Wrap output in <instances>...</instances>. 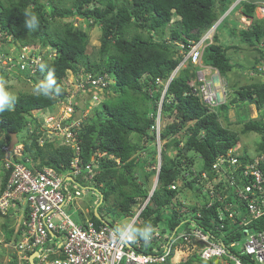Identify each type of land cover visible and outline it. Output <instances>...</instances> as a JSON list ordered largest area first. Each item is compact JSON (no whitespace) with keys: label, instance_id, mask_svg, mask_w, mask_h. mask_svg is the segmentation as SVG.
I'll list each match as a JSON object with an SVG mask.
<instances>
[{"label":"trees","instance_id":"16d2710c","mask_svg":"<svg viewBox=\"0 0 264 264\" xmlns=\"http://www.w3.org/2000/svg\"><path fill=\"white\" fill-rule=\"evenodd\" d=\"M64 1L66 0H0V48L5 49L4 44L10 36L22 46L36 42L51 46L56 55H52L49 61L46 55L44 63L53 70L56 86L61 89L60 95L55 99L32 92L15 95L17 99L13 109L0 113V160L2 149L9 145L12 133H17L19 139L22 134H30L28 139L24 136L23 161L31 157L36 166L47 165L58 171L69 170L75 156L74 148L70 145L59 146L53 141L39 145L36 140L38 137H31L34 132L27 127L26 116L33 109L52 106L65 98L64 82L68 70L89 73L94 80L103 78L105 84L108 82L105 91L114 92L115 95L93 109L92 116H86L82 112L79 115L83 118L81 122L73 118L78 123L73 129L78 138L81 160L88 163L92 157L105 154L98 161L102 172L96 175L103 185L100 189L101 198L106 201L113 195L115 207L121 208L118 213L124 215L134 210L138 199L144 200L149 196L152 182L150 178L157 174V169L148 172L146 166L156 164L157 156H161L158 187L141 213L144 223L138 225V228L159 225L163 230H178L183 225L180 224L182 220L176 210L178 194L183 193L188 198L186 193L192 192V200L201 197L202 186L195 179L186 180L185 177V172L194 165L193 155H200V166L207 170L219 154H225L238 143V133L223 125L221 117L229 119L231 108L235 104L240 106L241 102L254 104L258 110L264 109V81L242 86L234 92L231 100L225 99L217 105H210L202 96L193 92L192 81H197L200 68L192 62L181 67L170 82L166 99L161 106L164 121L168 117L176 118L173 117L171 122L167 120L161 132L159 154L157 132L153 125L159 113L158 99L164 84L157 83V79L168 80L184 56L170 48L165 36L169 33L171 39L186 44L199 41L236 0H123V4L120 0ZM257 2L258 0L239 1L243 14L253 19L250 26L242 29L240 34L250 47L255 50L260 48L262 51L260 46L264 41V17L256 16ZM48 5L51 7L48 8ZM26 9L32 10L39 17L40 25L36 31L30 32L25 26ZM78 16L92 18L93 23L84 27L82 23L77 25L75 20L66 19ZM175 16L177 20L174 23ZM96 24L102 27L97 58L87 53L90 30ZM213 40V43L209 42L205 47V64L219 71L223 77L235 67H241L228 53L229 47L238 45L225 47L215 34ZM262 58L264 55L257 57V65ZM1 69L0 80L4 81L7 71ZM260 71L264 74V70ZM37 74L44 79L45 74L40 71ZM169 96L171 99L167 102ZM149 99L154 100L149 107L139 105L141 100ZM261 112L263 114L260 116L244 122L243 133L254 131L264 135V110ZM182 131L185 133V141L177 136ZM133 135L137 137L133 138ZM145 140L152 141V145L144 147L142 143ZM143 148L148 151L143 158H138L137 153ZM259 149V152L264 151V137ZM190 152L194 154L189 155ZM242 159L249 161L252 158L246 155ZM12 169L13 166L5 168L1 191L5 189ZM179 179L188 183L173 188V185L181 182ZM115 207H112L114 212ZM96 208L91 212L93 221L98 225H114L101 215L100 208ZM216 208L217 204L212 208L189 206V210L193 212L192 218L196 219L195 223L205 231L209 230V220L216 214ZM197 212L201 213L200 217ZM26 218H29L28 212ZM253 227L264 228V216L256 220ZM245 258L243 256V260L249 262ZM8 264L17 263L11 261Z\"/></svg>","mask_w":264,"mask_h":264},{"label":"built area","instance_id":"2783aa9c","mask_svg":"<svg viewBox=\"0 0 264 264\" xmlns=\"http://www.w3.org/2000/svg\"><path fill=\"white\" fill-rule=\"evenodd\" d=\"M198 54L199 51L196 50L195 55L198 56ZM0 63H3L1 59ZM37 69L36 67L35 70ZM209 72H211L210 68L198 71L197 81L200 83L194 85V90L206 103L217 105L221 102L218 96L219 89L207 91L208 84L210 88H215L213 82H208L205 78ZM201 74H204V77H200ZM159 106L153 129L158 133L157 147L160 154V135L165 121L161 116L162 102H159ZM58 127L61 128L60 125ZM63 130L66 142L75 146L78 155L80 148L77 145L76 132L71 126ZM15 153L17 156H22L21 151L15 150ZM5 158L11 165H16V168L12 171L11 183L4 196L8 198L26 196L31 208L28 218L31 221L30 226H25L24 235L15 245L19 253L20 250L27 249L23 257L25 260L29 259L30 253L33 254L39 250L38 264H158L164 263L167 256L174 249H178L177 245H184L180 248L195 251L194 253L202 259L227 256L233 264H244L240 255L252 254L261 264H264V229L255 230L252 234L248 232L252 222L264 216V151L256 153L249 161L240 159L232 150L226 154H220L213 164V177L207 183V187L197 182L194 176L196 169L185 172L186 180L195 179V182L202 186L201 197L196 203L206 208H212L217 204L216 214L209 220L207 227L209 230H203L191 216H186L185 222L190 220L196 225L190 224L183 230H192V234L179 235L156 231L153 232V238L147 245L140 239L121 243L117 228L107 223L98 225L91 219L80 224L76 223L60 206V201L64 200L63 193L69 191L63 186L64 178L68 174H60L52 167L37 168L30 157H27L25 161L31 163L32 168L24 162L16 160L14 162L13 153L8 149ZM82 164L79 158L74 159L72 171L69 174L79 176L85 172L87 179L94 178V166L91 167L88 164L84 167ZM154 167L161 168L160 164ZM205 175L208 177L207 174ZM178 186L176 184L172 187L178 188ZM157 187L158 179L156 178L149 196L143 202L151 201L153 191ZM5 206L6 202L1 201L0 208L4 209ZM137 207H139L138 212L124 229L133 231L134 225L145 208L141 203ZM197 216L200 217L201 213L198 212ZM32 226L39 227L40 230L34 231ZM189 227L192 228L189 229ZM47 229L60 234L61 247L44 246L45 240L40 237V234L48 232ZM245 231L246 234H244ZM239 232L243 235L236 241H231L230 236L238 235ZM237 246H241L237 249L239 254H232L231 247ZM53 255L58 257L51 258ZM181 261L184 260L180 259L175 264H181Z\"/></svg>","mask_w":264,"mask_h":264},{"label":"rangeland","instance_id":"374dc122","mask_svg":"<svg viewBox=\"0 0 264 264\" xmlns=\"http://www.w3.org/2000/svg\"><path fill=\"white\" fill-rule=\"evenodd\" d=\"M239 1L240 0H236L235 2H233L229 7V9L226 11V13L216 21L215 24L218 25L216 31H214L215 30V24H214L211 28H209V30L206 33L202 35L199 41L186 44L184 42L171 39L169 33H167V35L165 36L166 43H168V45L174 52L178 51L182 53L184 56L181 62H179L177 67L170 74L168 80L162 81V79L160 78L157 79V83L164 84L162 89V94L158 99L159 102L165 101L166 92L173 77L180 71L181 67H185L186 65H188L189 62H192L193 64L201 68L200 70L206 68L211 69V72L206 74L205 78L208 82H213L215 88L213 87L210 88V85L208 84L207 91L208 90L210 91L211 89L217 90L216 88L220 89V86H217L214 80V77L218 75L217 72L210 65L205 64L203 60L205 47L208 45L209 42L213 43L214 34L217 36L219 42L222 43L225 47H228L230 45H238L237 47L235 46L229 47L228 53L230 54L232 60L236 63H239L241 67H235L231 72L227 73L226 76L224 77L220 75L221 88L224 92L227 88L228 81L230 82V84L232 83V88L234 87V90H239L241 85L246 86L258 81H264V74L261 73L260 71V69L262 70L264 68V62H263L264 58L260 59L261 62H263V64H261V62H258L257 65L256 62L257 57L264 55V50H263L264 41L261 43L260 46L263 48L262 51L259 50L260 48L255 50L254 48L250 47L247 43L244 42L240 34V31L242 29L248 28L252 23L253 19L243 14L242 7H240V5L238 4ZM248 1L251 2L252 0H248ZM64 2H71V1L66 0ZM123 2H124L123 0H120V3L123 4ZM257 4L258 5L255 10L256 16L262 18L264 17V0H258ZM50 7L51 6L48 5V8ZM226 15L227 18L225 17ZM66 19H68L69 21L75 20L77 25L82 23L84 27L93 23L92 18L85 19L80 16H78L77 18L69 17ZM176 20L177 17L175 16L173 22L175 23ZM144 33L146 35L148 34L147 32ZM101 36H102V27L100 24H96L90 30V43L87 51L89 55L95 56L96 58L98 57V50L101 45ZM1 42H2V37L0 38V44H2ZM4 47L7 50V52H4L5 49L3 47L0 48V50H3V52L0 53V59L1 62L4 63V64L0 63V70H2L1 68H4L7 71L4 81L7 82L6 87L8 88V90L14 95L19 94L20 92L36 93L35 86L38 84V82L43 80V78L38 76L37 74L39 71V65L45 62L46 55L48 56L47 59L49 61L51 60V56L56 55V53H53L51 46L49 45L43 46L41 42L28 44L26 46L18 45V43L15 40H13L11 36L8 38V42L4 44ZM196 50L199 51L198 56L195 55ZM10 59L12 61H10ZM37 59H40V61H37ZM36 67L38 68L37 70H35ZM251 73H255V74L253 75ZM36 76H38L37 79ZM199 76L204 77V74H201ZM104 81L105 80H103V78L101 80H94L93 76L89 73L84 74L81 71L75 73L73 70H68L67 79L64 82V88L66 89L65 98L60 99V101H58L56 104L52 106L33 109L31 111V114L26 116L25 121L27 122V125L29 127L33 128V132H34V134H32L31 137L34 138L37 136L38 138L36 140L38 141L39 145H42L46 141H50V142L53 141L55 142L56 145L59 146L71 145V143L66 142V135L63 128L71 126L73 129L75 124L77 127L78 123H76V121L78 120L79 122H81L83 119L79 116L80 113L83 112V114L86 116L89 115L92 116L91 112L93 109L95 110V108L99 107L100 105L105 103L106 100L111 99V97L115 95L114 92L105 91V86H107L108 82L105 84ZM192 83L194 85V81H192ZM99 84H101L100 87L98 86ZM194 89L193 92L196 94ZM154 90H157V88H155ZM197 95L199 94L197 93ZM231 97L233 98L234 95H232ZM170 99L171 96H169V98H167L166 101L168 102V100ZM153 101H154L153 99L141 100L139 105L141 107L146 108V106L149 107V105H151ZM75 107L78 109L75 110ZM232 108L233 110L230 115L231 118L226 119L224 116H222L221 122L223 125L230 127L232 131L238 133L239 141L234 146V148L229 149L227 152L234 149V152L240 157H244L246 155L248 156L255 155L257 152L260 151L259 149L260 143L263 140L264 135L254 131L243 133L242 127L245 121H248L251 118H256L260 116V114H263L261 110L264 109L258 110L255 108L254 105H251L249 102L247 103L241 102L240 106H237L235 104ZM173 117L174 116L166 118V122L167 120L168 122H171L173 120ZM73 118H76L75 119L76 121H74ZM58 125H60L61 128H59ZM183 132L184 131L179 133L177 136L180 138L182 137L183 141H185V133ZM28 135H24V136H27L28 139ZM24 136L22 134V136L20 137V141L18 143H24L25 140ZM133 136H134L133 138L137 137V135H133ZM142 145L144 147L146 146L149 147L150 145H152V141L145 140L143 141ZM19 148H21V145L19 146ZM147 151L148 149L145 148L138 151L137 153L138 158L144 156ZM192 154L194 153L190 152L189 155ZM103 156H105V154H99L96 159L99 160V158ZM193 156H194V164L200 166V164L202 163V160L200 159V155L196 154ZM158 157L159 155L157 156V158ZM159 158H161V156ZM159 158L156 164L154 165L152 163L147 164L146 171L149 172L152 169L156 168L154 166L159 164ZM183 159H187V158H183ZM149 160H151V158H149ZM4 162H5V156L4 153L2 152L1 160H0V189H1V183H3L6 173L3 164ZM34 164L36 166L35 161ZM89 164L91 165V167L98 166L93 161V158L90 160ZM27 166L29 168H32L31 163H29ZM36 167L43 169L45 166L40 167L39 165ZM100 172H102L101 167L98 169V174ZM84 177L85 175L84 173H82L79 176L72 175L70 178H67L70 181L78 180L75 188L71 189V185L69 186V191L66 192V194H68L69 200L63 208L65 213L71 215V217L74 219L76 223L80 224L88 219L92 220L91 212L97 209L96 207L100 208L101 215H103L110 222H113L114 225L118 226V229L124 227L127 224V222L130 220V218L135 217L136 213L139 210V207H135L134 210L130 213L124 215L119 214L121 212V208H119V206L115 207L113 195L110 196L106 201L102 200L101 198L102 192L100 190L103 188L102 183L99 182L97 178H91L90 180H83L86 179ZM150 179H151L150 182L152 181L151 182V186H152L153 182L156 180V176L155 175L151 176ZM177 184L180 186L181 182ZM97 189L100 191H98ZM186 194L187 197L190 198L192 192ZM13 195L16 196V194ZM182 196H184L183 193H180L176 197L179 200L178 204L176 205V210L192 212V210L188 209L189 206L193 205L191 203L192 201L190 202L188 201L186 204H180V199ZM182 200L186 201L184 198H182ZM24 203L21 204V210L19 212L16 211L15 209L16 207L8 204V208L14 215L13 219L10 220L11 217L0 218V264H6L7 262H9L10 259L9 253L10 255H13L11 256V260L13 262H16L17 264H23V263L29 264L28 261L22 262L25 251L27 249L20 250V261L17 257L14 256L17 250H15L13 244L14 239L12 236L14 229L20 232L18 227L30 226L31 221L26 219V211L28 205L26 206ZM241 205L243 206L244 203ZM113 206L115 207L116 212H114L112 208ZM32 228L34 229V231L40 230V228L36 226H32ZM153 229L154 230L159 229L165 233H169L170 230L172 231V228L163 230V228L159 225L153 227ZM249 230H250L248 231L249 234L255 232V229L253 227ZM47 231L48 232H46L45 234H40V237H42L43 240H45L44 246L49 248H51V246L61 247L62 243L60 241L61 240L60 234L56 232H51V229H47ZM246 233L247 232L245 231L244 234ZM242 235L243 233L241 234V232H239L238 235H234V236L231 235L230 240L236 241ZM238 247L241 248V246L231 247L232 254H239V252L236 251ZM180 251H181L180 256L171 252L167 256V260L164 263H158V264H175L174 262L175 260L178 261L182 259L185 261L188 258H190L192 255H194V257L196 258L194 264H209V263L233 264L231 263L232 262L231 259H228L227 256L221 258L213 257L212 259L208 258V259L198 260L197 259L198 254L194 253L195 251H191L190 249L187 250L186 248H182L180 249ZM243 256H245L246 257L245 259H247L249 262H245L243 260ZM55 257L58 256L53 255L51 258H55ZM240 258L244 264H261L259 259H257L252 254H242L240 255ZM36 261L38 262V258H36ZM186 264H189V262H186Z\"/></svg>","mask_w":264,"mask_h":264},{"label":"clouds","instance_id":"9594fccd","mask_svg":"<svg viewBox=\"0 0 264 264\" xmlns=\"http://www.w3.org/2000/svg\"><path fill=\"white\" fill-rule=\"evenodd\" d=\"M233 9V8H232ZM24 17H25V26L28 28V30L30 31V32H33V31H36L38 28H39V25H40V21H39V17H38V15L35 13V12H33L32 10H30V9H26L25 10V12H24ZM220 23V22H219ZM218 23V24H219ZM217 24H215V30L214 31H216V28H217ZM2 37V35H0V38ZM211 41H212V38H211ZM200 70V69H199ZM261 70V69H260ZM262 70H264V68L262 69ZM39 71L42 73V74H45L44 75V79L43 80H41L40 82H38V84L35 86V92L37 93V94H39V95H43V96H45V97H48L49 99H55L57 96H59L60 95V93H61V89L58 87V86H56V81H55V79H54V72H53V70L47 65V64H45V63H41L40 65H39ZM216 72H217V76H219V78H221V76H220V73H219V71H217V70H215ZM6 84H7V82L6 81H3V80H0V113H4V112H6V111H11L12 109H13V107H14V105H15V101H16V96L15 95H13L9 90H8V88L6 87ZM197 85L198 84V82L197 81H194V85ZM219 91H222V93H223V99L222 100H220L221 102H223L224 100H225V96H226V91L227 90H225V92L222 90V88H221V82H220V89H219ZM219 93V92H218ZM220 102V103H221ZM163 103V102H162ZM165 124H166V121H165ZM28 128L31 130V131H33V128H31V127H29L28 126ZM17 137H18V135H17ZM76 137H77V135H76ZM20 141V139H19V137H18V142ZM11 142V141H10ZM16 143L15 144V147L13 148V149H10V143H9V145H6V146H4L3 147V149H2V152L4 153V156H6V152H7V149L11 152V153H13V160H14V162H15V160L16 161H21V162H24V163H26V161L24 160L23 161V157H24V149H25V145L23 144V143ZM77 145L79 146V142H78V138H77ZM44 144V143H43ZM42 144V145H43ZM21 145V148H19L20 149V151L22 152V156H17L16 155V153H15V149H17V147H19ZM70 146H73L72 144L70 145ZM74 147V150L76 151V148H75V146H73ZM80 148V147H79ZM234 148V147H233ZM16 151H18V150H16ZM233 152H234V149L232 150ZM79 153H80V151H79ZM258 153V152H257ZM234 154L235 155H237L235 152H234ZM240 159H242V157H240L239 155H237ZM252 156H254V155H252ZM252 156H250L251 158H252ZM15 157H17V159L15 158ZM80 157V156H79ZM31 158V157H30ZM81 158V157H80ZM93 158V161L98 165V159H96L97 157L96 156H94V157H92ZM31 160H32V162L34 163V160L31 158ZM74 159H72V161H73ZM243 160V159H242ZM245 160V159H244ZM72 161H71V167H70V169L69 170H62V171H58V170H56L57 172H59L60 174H68L65 178H64V182H63V186L64 187H66L68 190H69V186L71 185V189H73V188H75L76 187V185H77V181H70V180H68L67 178H70L73 174H69V173H71V171H72ZM82 161V163L84 164V161L83 160H81ZM117 161L118 162H120V160L119 159H117ZM89 163V162H88ZM4 164V167L5 168H7V169H10L11 168V163H9L7 160H6V158H5V162L3 163ZM29 163H26V165H28ZM97 168H100L99 167V165L98 166H94V169H97ZM13 171V170H12ZM12 171H11V175H10V177H9V179H8V182H7V184H6V187H5V189L3 190V191H1V189H0V202L1 201H4V202H6V206L4 207V209H2V208H0V218H2V217H11L10 218V220L11 219H13V217H14V215L12 214V212L10 211V209L8 208V204H10L11 206H14V207H16L15 209H16V211L17 212H19L20 210H21V204L22 203H24L26 206H27V211H26V213L28 212V216H29V214H30V210H31V208H30V205L28 204V202H27V198H26V196H23V197H19V198H8V197H6V196H4L5 194H6V192L8 191V187H9V184L11 183V178H12ZM84 173V175H85V172H83ZM98 174V172L97 173H95V176H94V178H96V175ZM84 178H86V176L84 177ZM82 180V179H81ZM83 180H90V179H83ZM13 189V188H12ZM66 190V189H65ZM64 190V191H65ZM65 192H67V191H65ZM97 192V191H96ZM1 198H3V199H1ZM7 200H6V199ZM182 198H184L186 201H184V200H182ZM199 199V198H198ZM197 199V200H198ZM190 202V201H192L191 203L193 204V205H196V201H195V199L194 200H192V199H190V198H186V197H184V196H182L181 197V199H180V204H186L187 202ZM30 208V209H29ZM188 209H189V207H188ZM198 213V212H197ZM179 215H180V219L182 220V222L180 223V224H183L178 230H175V231H171L170 230V233L171 234H175L174 232H180V231H182L183 229H184V227H186V226H189L190 224L192 225L193 223H192V221H190V220H187L186 222H185V219H184V217L185 216H191V217H193V212H186V211H179ZM184 216V217H183ZM262 218V217H261ZM27 219V218H26ZM260 219V218H259ZM193 220H196V219H193ZM258 220V219H257ZM14 221V220H13ZM256 221V220H255ZM254 221V222H255ZM254 222H252V224H251V226H250V229L253 227V223ZM144 223V218L143 217H141V218H139V220H138V222L134 225V233H133V231L132 230H130V229H124V230H120V229H117V235L119 236V241L121 242V243H125V242H127V241H130V240H133V239H140V240H143L144 241V243H145V245H147V244H149L150 242H151V240H152V238H153V232H154V229H153V227L152 226H145V227H143V228H138V225H142ZM185 223H187V224H185ZM158 226V225H157ZM154 227H156V226H154ZM255 230H261V229H257V228H255V227H253ZM18 229L20 230H22V233H20V232H18L16 229H14L13 230V244H14V247H15V245L20 241V239L22 238V236L24 235V229H25V227H22V226H20V227H18ZM168 229H171V228H168ZM262 229H264V228H262ZM12 242V241H11ZM15 250H17L16 249V247H15ZM236 251H238L237 249H236ZM34 253H37V256H35L34 258H33V264H38V262L36 261V258H38V256H39V250L37 251V252H34ZM33 253V254H34ZM33 254H31L30 253V256H29V259L28 260H25V259H23V261L22 262H29V264H31L30 263V258H31V256L33 255ZM174 254H176V255H178V256H180L181 255V251H180V249H178V250H176V252L174 253ZM11 256H13V255H10V253H9V257H10V259H9V262H11L12 260H11ZM14 256L15 257H17L18 259H19V261H20V253L17 251V252H15V254H14ZM197 259L198 260H203L199 255H197ZM194 261H196V258L194 257V255H192L188 260H185V261H182V264H186V262H189V264H194ZM9 262H7L6 264H8ZM24 264V263H23Z\"/></svg>","mask_w":264,"mask_h":264},{"label":"bare ground","instance_id":"6f19581e","mask_svg":"<svg viewBox=\"0 0 264 264\" xmlns=\"http://www.w3.org/2000/svg\"><path fill=\"white\" fill-rule=\"evenodd\" d=\"M158 133H156V135H157ZM17 150L18 151H20V149H19V147H17ZM80 155L78 154L77 155V153H76V151H75V156L72 158V159H76V158H79V160H81V158L79 157ZM160 157V156H159ZM158 157V158H159ZM215 163V162H214ZM213 163V164H214ZM89 163H84V164H82V166H84V167H86L87 165H88ZM159 164H160V166H161V158H159ZM213 164L211 165V167L209 168V169H207V173H205L204 171H206V170H203L202 169V167L201 166H197L196 164H194L192 167H191V169L189 170V172L194 168V169H196L197 171L195 172V174H194V176H195V178H196V180H197V182H199L202 186H204V187H207V183H209V181H210V179L213 177ZM13 166V169H15L16 168V165H12ZM45 167H50V166H47V165H45ZM53 168V167H52ZM12 169V170H13ZM55 169V168H54ZM157 169V174L155 175L156 176V178L158 179V175H159V168H156ZM94 173H96V169L94 170ZM205 174H207L208 175V177H205L206 175ZM180 180V179H179ZM181 181V180H180ZM158 182H159V180H158ZM188 183V181H181V184L182 185H185V184H187ZM153 184H154V182H153ZM177 184V183H176ZM152 187H153V185L151 186V190H152ZM154 192V191H153ZM64 194V200H63V202H61L60 201V206H61V208L63 209L64 208V206H65V204L68 202V200H69V197H68V194H66V193H63ZM195 201H197V200H195ZM149 201L147 200V201H145V202H143V200H141V199H138V201L135 203V207H137V205L139 204V203H141L142 204V206L144 205V207H146V205H147V203H148ZM196 203V202H195ZM197 204V203H196ZM134 207V208H135ZM142 216L140 215V218H141ZM131 220H132V218H130V220L127 222V224L124 226V227H121V229H124L130 222H131ZM135 223H133V225H134ZM196 225V224H195ZM115 227V226H114ZM116 228L118 229V226H116ZM192 227H189V229H191ZM135 229V228H134ZM134 229H133V233H134ZM173 230V229H172ZM20 231H22L21 229H20ZM156 231H160L161 232V230H157V229H155L154 230V232H156ZM175 234H192V230L191 231H185V230H182V231H180V232H174ZM199 245V244H198ZM180 247H184V245H181V246H179V245H177V248L178 249H182V248H180ZM178 249H174L173 251H172V253H175L176 252V250H178ZM174 262H177V260H175Z\"/></svg>","mask_w":264,"mask_h":264},{"label":"water","instance_id":"95a60500","mask_svg":"<svg viewBox=\"0 0 264 264\" xmlns=\"http://www.w3.org/2000/svg\"><path fill=\"white\" fill-rule=\"evenodd\" d=\"M215 83L217 86H220V78L219 76H215L214 77ZM219 99L222 100L223 99V93L222 91H219L218 93ZM12 138H11V142H10V149H13L15 147V144L18 142V137H17V133H12L11 134ZM37 256V253H34L31 258H30V263L33 264V258Z\"/></svg>","mask_w":264,"mask_h":264},{"label":"crops","instance_id":"0c3cea01","mask_svg":"<svg viewBox=\"0 0 264 264\" xmlns=\"http://www.w3.org/2000/svg\"><path fill=\"white\" fill-rule=\"evenodd\" d=\"M251 74L254 75L255 73H251ZM241 87H242V85H241ZM226 90H227V91H226L227 93H226L225 98H226V100H231V99H232L231 96H232V95H235L234 92H236V90H234V87L232 88V83L230 84L229 81H228V84H227V88H226ZM229 97H230V98H229ZM251 105H254V104H251ZM254 106H255V105H254ZM255 108L257 109L256 106H255ZM256 109H255V110H256ZM232 110H233V108H231V110H230V112H229V113H230L229 115H231ZM230 118H231V117H230ZM230 118H229V119H230Z\"/></svg>","mask_w":264,"mask_h":264}]
</instances>
